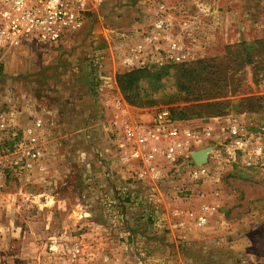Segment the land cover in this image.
<instances>
[{"label":"rangeland","instance_id":"1","mask_svg":"<svg viewBox=\"0 0 264 264\" xmlns=\"http://www.w3.org/2000/svg\"><path fill=\"white\" fill-rule=\"evenodd\" d=\"M155 1L105 0L56 43L26 40L0 50V113L7 118L0 191L22 192L20 211L0 220L24 226L26 245L36 225L45 243L35 262L11 247L0 251V264H264V153H255L264 150V20L245 17L242 36L235 27L217 29L196 60L139 67L149 75L132 102L119 85L133 70L122 57ZM163 108L187 126L213 128L207 177L193 180L183 168L173 176L160 155L161 178L139 179L141 164L123 161L114 116L122 110L149 118ZM36 118L44 121L36 130L41 157L32 169L15 166L11 128L26 138ZM232 125L249 146L230 156ZM19 156L24 166L28 159ZM204 203L213 210L199 225Z\"/></svg>","mask_w":264,"mask_h":264},{"label":"built area","instance_id":"2","mask_svg":"<svg viewBox=\"0 0 264 264\" xmlns=\"http://www.w3.org/2000/svg\"><path fill=\"white\" fill-rule=\"evenodd\" d=\"M104 1L0 0V50L26 40L42 45L56 43L81 26L86 11ZM210 4L206 0H199L191 8L156 0L149 23L139 32L138 39L127 47L122 57L123 63L139 68L149 63H185L199 58L218 29L212 24ZM6 119L1 112V129L5 127L3 122ZM8 120H14V117ZM43 122L41 118L34 119L28 128L29 136L22 139L20 130L11 128L9 134L16 140L14 150L18 154L11 160L15 166L27 169L36 166L42 154L36 130L41 129ZM229 130L232 147H228V155H235L237 150L246 152L249 144L244 134L236 125H232ZM112 133L123 161L133 160L141 164L134 171L139 179L161 178L162 170L158 164L160 155L171 165L173 176L178 175L182 168L189 172L193 180L205 178L211 172L207 165L208 159L216 154L214 147H209L207 141L217 139L213 128L207 126L197 130L187 126L178 122L166 108L158 110L149 118L142 116L136 120L124 115L121 110L112 120ZM202 146L209 148L207 160L206 163L197 164L193 154ZM3 151L0 149V181L4 179ZM21 153L28 159L24 166H21ZM255 153L261 157L263 147L257 146ZM212 210L210 204H202L199 225L206 224L208 213Z\"/></svg>","mask_w":264,"mask_h":264},{"label":"crops","instance_id":"3","mask_svg":"<svg viewBox=\"0 0 264 264\" xmlns=\"http://www.w3.org/2000/svg\"><path fill=\"white\" fill-rule=\"evenodd\" d=\"M167 2H171L173 4L186 6L194 8L199 0H166ZM211 2V18L212 21L217 25L219 29L230 30V28L235 27L237 30L234 33H242V26L244 25L245 17L249 16L251 21L260 23V21L264 20L261 16H264V0H206ZM229 32V31H228ZM242 36V35H241ZM15 123V122H14ZM24 130V126L20 128ZM117 149V148H116ZM36 181V180H34ZM116 181V180H114ZM127 182L128 179L126 178ZM21 195V187H18L15 190L11 191H0V219L6 216H13L15 212L20 211V201L18 203L15 201L18 195ZM39 194H33L35 199H39ZM163 200V196H161ZM170 202V201H169ZM19 204V205H18ZM170 216V215H169ZM0 251L6 250L11 247L18 250L20 255H25L33 262H35L36 257L38 256L41 248L40 246L45 244L42 241V244L39 245L36 235L38 232V228L36 225L29 227V234L31 236V240L26 243L23 241V228L22 225H14L13 223L7 224L4 221L0 220ZM12 235V236H11ZM16 237H18L17 240ZM1 262V261H0Z\"/></svg>","mask_w":264,"mask_h":264},{"label":"trees","instance_id":"4","mask_svg":"<svg viewBox=\"0 0 264 264\" xmlns=\"http://www.w3.org/2000/svg\"><path fill=\"white\" fill-rule=\"evenodd\" d=\"M170 64H177V63H170ZM183 64V63H180ZM184 68V67H182ZM185 69V68H184ZM187 70V69H185ZM148 71L147 68H133V70H129L125 73H123L120 77H119V85L121 90L124 92V94L126 95V97L134 102L135 100H133V97H135V95H133L134 92V88L139 87L140 83L143 81L144 78L148 77ZM186 85H188V81H184L181 84V87L184 89H186ZM143 100V98H140V100Z\"/></svg>","mask_w":264,"mask_h":264},{"label":"water","instance_id":"5","mask_svg":"<svg viewBox=\"0 0 264 264\" xmlns=\"http://www.w3.org/2000/svg\"><path fill=\"white\" fill-rule=\"evenodd\" d=\"M208 150L209 148H204L194 152L193 157L198 164H202L206 161Z\"/></svg>","mask_w":264,"mask_h":264}]
</instances>
